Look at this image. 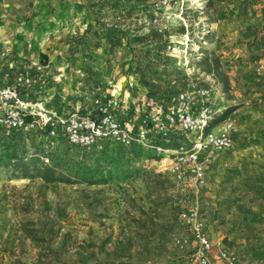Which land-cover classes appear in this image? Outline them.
I'll use <instances>...</instances> for the list:
<instances>
[{"label": "rangeland", "instance_id": "1", "mask_svg": "<svg viewBox=\"0 0 264 264\" xmlns=\"http://www.w3.org/2000/svg\"><path fill=\"white\" fill-rule=\"evenodd\" d=\"M263 22L264 0H0V80L12 82L23 70L34 79L31 97L64 110L114 95L133 107L125 119L147 114V94L164 90L208 103L211 122L234 105L211 127L230 123L234 142L205 161L198 205L212 240L244 264H264V35L248 31ZM204 55L217 60L209 62L217 70L207 71ZM199 88L204 96H195ZM183 137L176 128L165 143ZM44 140L23 137L29 151ZM106 147V183L49 184L0 169V253L23 247L30 255V241H88L89 263L99 241H136L140 231L160 247L151 264H188L197 245L179 214L196 200L192 183L174 181L163 159L127 153L118 161L114 144L95 150ZM181 236L191 240L185 248L175 244ZM209 256L222 263L215 249Z\"/></svg>", "mask_w": 264, "mask_h": 264}, {"label": "built area", "instance_id": "2", "mask_svg": "<svg viewBox=\"0 0 264 264\" xmlns=\"http://www.w3.org/2000/svg\"><path fill=\"white\" fill-rule=\"evenodd\" d=\"M33 82V77L23 70L15 73L12 82L0 80V135L44 132L46 139L64 136L70 144L83 147L109 139L125 146L137 143L154 150L166 161L167 172L174 181L192 183L196 200L179 214L197 245L196 251L188 255V264H244L226 251L219 240L209 237L198 205L200 187L206 183L205 161L211 154L231 148L234 142L230 123L217 131L209 128L214 111L208 103L195 104L187 91L177 92L175 102L167 110L145 99L146 118L136 124L124 118L119 97L96 96L86 110H58L29 95ZM204 94L200 88L195 92L197 97ZM176 128L184 134L183 141L175 146L165 143ZM190 241L189 237L181 236L175 239V244L185 248ZM214 249L222 263L210 258L209 252Z\"/></svg>", "mask_w": 264, "mask_h": 264}, {"label": "trees", "instance_id": "3", "mask_svg": "<svg viewBox=\"0 0 264 264\" xmlns=\"http://www.w3.org/2000/svg\"><path fill=\"white\" fill-rule=\"evenodd\" d=\"M251 34L264 35V22L261 25H251L248 27ZM46 58L45 54H42ZM217 62L215 58H209L204 55L201 63L207 64V71L212 72L217 70V67H210V61ZM225 89H229L228 78L225 76L222 79ZM177 92L165 90L162 93H148L146 99L154 101L155 105L161 110H167L173 103L174 98L171 97ZM264 99V95H263ZM234 105H230L222 110L213 122H210L209 128L222 122L235 110ZM42 137L44 140V132L31 133ZM24 135L20 132H14L10 136L0 135V169L11 171L13 176L41 179L44 183L54 184H87L94 185L106 183L107 177L105 174L110 173L112 167V157H105L104 153L109 151H97V145L109 146L114 144L118 146L116 151L117 160L131 154L132 157H139L141 153L147 154L149 157L159 159L154 150L144 148L137 143L130 145H121L109 139H103L92 145L93 150L85 151V147L72 145L66 137L59 136L55 139H46L43 145H33V150L29 151L23 141ZM158 142H161L159 139ZM70 150V154L67 150ZM68 152V153H67ZM49 159L48 161L45 160ZM156 224V223H155ZM140 228L143 226L138 225ZM165 228V225L164 227ZM138 239H123L113 241L107 245L108 241H99L96 244L95 250L90 251L91 261L88 263L83 257V252L89 250L88 241H30L29 245L34 250L30 255L23 252V247L20 253H15L11 249H3L0 253V264H5L7 256L14 255L11 260L13 264H151L152 259L160 256V247H156L153 241L148 240V235L138 231ZM36 239L37 235H31ZM22 246L26 245V241H22ZM27 248V247H26ZM159 250V251H157ZM73 257H76L73 259ZM72 258V259H71ZM69 259V261L67 260ZM164 264H180L176 261Z\"/></svg>", "mask_w": 264, "mask_h": 264}, {"label": "crops", "instance_id": "4", "mask_svg": "<svg viewBox=\"0 0 264 264\" xmlns=\"http://www.w3.org/2000/svg\"><path fill=\"white\" fill-rule=\"evenodd\" d=\"M54 58V56L52 57V59ZM112 94H115V92L113 91V93ZM34 97H36V98H38V96H34ZM40 98V97H39ZM38 98V99H39ZM119 99H120V101H121V98L119 97ZM65 103H66V101H65ZM46 104H48V103H46ZM49 105V104H48ZM121 105H122V109H123V114H126V112L127 111H132L133 110V107L132 106H129V105H127L126 103H121ZM50 106V105H49ZM52 107V106H51ZM54 108H56V107H54ZM124 108H125V110H124ZM139 108V107H138ZM138 108L137 107H134V110H135V112H137V110H138ZM56 109H58V110H64V106H63V108H56ZM66 110H69V109H66ZM66 110H64V111H66ZM135 114V113H134ZM144 118H146V114H142V115H139V114H135V115H133L132 114V116H130V117H127L126 118V120H129L130 122H133V123H139L141 120H143ZM213 259V258H212Z\"/></svg>", "mask_w": 264, "mask_h": 264}]
</instances>
